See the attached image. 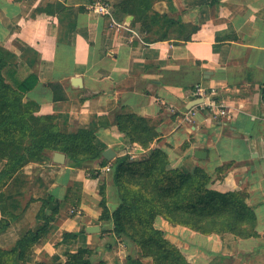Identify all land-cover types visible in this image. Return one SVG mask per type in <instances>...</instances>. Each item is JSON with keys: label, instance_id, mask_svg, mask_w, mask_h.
Segmentation results:
<instances>
[{"label": "crops", "instance_id": "crops-1", "mask_svg": "<svg viewBox=\"0 0 264 264\" xmlns=\"http://www.w3.org/2000/svg\"><path fill=\"white\" fill-rule=\"evenodd\" d=\"M108 1L113 18L89 13L91 0H0L7 81L16 87L36 80L25 101L53 115L63 132L94 130L103 153L116 154L75 166L65 154L58 164L49 153L10 181L5 192L16 215L24 200L62 204L54 216L46 211L54 219L25 264L62 262L81 248L94 251L95 264H154L101 219L104 201L111 212L119 204L113 164L131 156L145 162L155 149L174 169L205 170L213 190L245 193L256 215L257 235L249 238L204 235L158 218L156 228L188 263L264 264V0H152V10L183 31L150 41L136 15L120 10L123 0ZM198 84L217 90L225 117L192 106ZM126 117L144 119L155 132L148 148L120 131ZM27 219L0 235L1 248L15 244ZM43 224L32 219L29 227Z\"/></svg>", "mask_w": 264, "mask_h": 264}, {"label": "trees", "instance_id": "trees-1", "mask_svg": "<svg viewBox=\"0 0 264 264\" xmlns=\"http://www.w3.org/2000/svg\"><path fill=\"white\" fill-rule=\"evenodd\" d=\"M137 1L147 5L142 10L154 12L152 0H123L120 10L136 15V10L128 5ZM158 15L164 21L168 20ZM175 25L171 22L172 27ZM167 37L169 35L160 39ZM8 65L6 56L0 53V166L3 165L0 171V235L31 211L33 218L44 224L35 229L29 224L22 227L12 247H0V264H17L19 261L25 264L62 204L52 197L29 199L16 215L10 210L5 192L10 181L25 166L41 161L46 154L63 153L78 166L88 160L102 159L103 150L95 144L94 130H80L76 134L63 132L53 115L43 114L37 103L25 101L24 93L34 87L36 80L31 85H11L4 76ZM119 129L130 143L143 148H148L157 137L139 117L120 119ZM226 169L224 167L222 172ZM112 177L119 204L111 212L104 201L101 220L110 221L115 235L129 239L140 249L142 256L154 264H190L156 228L158 218L204 235L231 233L240 238L257 235L256 215L247 205L245 193H222L211 189L212 178L205 170L198 167L185 173L174 169L168 155L160 149L153 150L145 162L125 158L114 163ZM33 203L38 207L32 208ZM47 210H51L53 216L47 217ZM93 255L92 249L81 248L75 253H66L64 261L53 264H95Z\"/></svg>", "mask_w": 264, "mask_h": 264}, {"label": "built area", "instance_id": "built-area-1", "mask_svg": "<svg viewBox=\"0 0 264 264\" xmlns=\"http://www.w3.org/2000/svg\"><path fill=\"white\" fill-rule=\"evenodd\" d=\"M92 2L88 5L87 10L89 13L97 17L113 18V4L108 0H91ZM194 95L196 99L202 100L197 106L202 111H206L211 114H216L218 117H225L227 110L224 107L222 100H219L218 92L215 88H205L203 85L198 84L194 88ZM264 122V115L262 118ZM134 156L129 157L130 161H134Z\"/></svg>", "mask_w": 264, "mask_h": 264}, {"label": "rangeland", "instance_id": "rangeland-1", "mask_svg": "<svg viewBox=\"0 0 264 264\" xmlns=\"http://www.w3.org/2000/svg\"><path fill=\"white\" fill-rule=\"evenodd\" d=\"M150 5V4H149ZM147 5H143L142 2H135L134 4H129L128 7H132L136 11V15L138 16L139 22L142 21L143 24H141V31L143 32L144 36H146V40H155V39H160L163 36L166 35H171L172 31L175 33L177 32H182L183 30H180L178 27L172 28L171 26V20L167 18V21H164L157 13L155 12H146L145 10H142L146 7ZM159 16V17H158ZM162 16V15H161ZM154 17V18H153ZM147 23V26H145ZM144 25V26H143ZM153 26L152 28H150ZM26 200H24V204H26ZM32 208H37L38 204H32ZM29 213L27 216V225L32 222V219L34 220L33 216Z\"/></svg>", "mask_w": 264, "mask_h": 264}, {"label": "water", "instance_id": "water-1", "mask_svg": "<svg viewBox=\"0 0 264 264\" xmlns=\"http://www.w3.org/2000/svg\"><path fill=\"white\" fill-rule=\"evenodd\" d=\"M80 82H81V79H79V78L74 79L75 84L79 85ZM201 102H202V100L196 101L192 106H196V105L200 104ZM199 153H202V152H199ZM103 156L108 161H111L112 159L115 158L116 154L112 150L108 149V150L104 151ZM65 160H66V156L64 154L58 153V152L54 153V161L56 163L63 164L65 162ZM88 231L89 232H97V231H99V228L98 227H91V228H88Z\"/></svg>", "mask_w": 264, "mask_h": 264}]
</instances>
